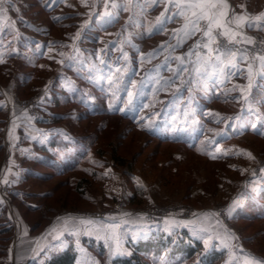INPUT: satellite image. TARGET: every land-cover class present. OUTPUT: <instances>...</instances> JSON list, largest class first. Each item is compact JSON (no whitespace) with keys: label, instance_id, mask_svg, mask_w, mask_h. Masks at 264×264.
I'll return each mask as SVG.
<instances>
[{"label":"rangeland","instance_id":"obj_1","mask_svg":"<svg viewBox=\"0 0 264 264\" xmlns=\"http://www.w3.org/2000/svg\"><path fill=\"white\" fill-rule=\"evenodd\" d=\"M3 10L2 155L16 141V155L36 151L44 163L57 157L59 170L69 159L73 167L61 175L43 167L51 176L25 183L20 163L11 168L18 175H0V211L9 216L0 222V264H46L68 248L76 264H114L132 256L140 240L178 235L201 248L192 259L171 264H205L215 252L222 256L210 264L249 254L264 259V105L249 110L244 99H261L264 88L257 85L264 81L201 80L192 71L195 54L180 65L174 57L182 49L135 46L134 4L129 11L109 8L118 13L111 21L99 15L104 0H5ZM178 68L188 71L178 78ZM109 75L119 83L111 85ZM129 90L133 104L126 106ZM16 119L22 124L10 131ZM113 148L127 164L115 162ZM15 187L27 201L22 223L11 200ZM234 200L239 206L229 211ZM67 218L76 219L66 227ZM81 219L120 224L128 254L110 255L111 241L95 233L81 234L77 247L71 232L81 228ZM217 221L215 231H201ZM226 233L238 239H225ZM209 234L214 238L205 249Z\"/></svg>","mask_w":264,"mask_h":264},{"label":"snow or ice","instance_id":"obj_2","mask_svg":"<svg viewBox=\"0 0 264 264\" xmlns=\"http://www.w3.org/2000/svg\"><path fill=\"white\" fill-rule=\"evenodd\" d=\"M5 0H0V14L3 13V4ZM55 2V0H53ZM138 3V0H124V3L121 5L117 3V0H104V12L100 13L101 19L106 21H111L115 19L118 13L110 11L111 9H119L123 7L124 11L130 10V5ZM154 3L158 4L159 0H154ZM173 7L177 8L178 11L170 13L168 16H165V13H161V16L157 18V24L153 26V29L148 33L149 35L153 33L163 32L164 25L168 20L174 19L175 17H182L184 20V25L182 31L186 38H191L197 32H201L202 36L200 40L193 45V48H202L206 50V53L201 56L199 52H193V49H189V52L186 54L189 57V60L192 55H196V61L192 62L195 66L192 71L196 73L201 80H207L209 77H219L220 75H235L231 69L236 68L239 62H242L247 59L246 55H237V52L233 51L232 48L227 47V44H233L236 42L237 36L243 35V28H257L264 29V12H261L255 16H246V15H237L233 14L231 18L228 16L229 5L226 3V0H176ZM243 7V6H241ZM168 9H165L167 12ZM2 19V17H0ZM56 19H59L58 17ZM204 22L203 24L201 22ZM234 25V27H233ZM5 30L0 28V36L4 35ZM81 33L78 31L76 36L73 39L80 38ZM226 38V44H221L220 38ZM248 44H255V37H244ZM183 40L178 39V43L174 47H180L183 44ZM39 47V46H37ZM165 46L162 44L161 48ZM174 50V48H173ZM78 51V50H77ZM149 56H152L153 53H149ZM125 59L127 55L124 54ZM3 53H0V63L3 62ZM174 59L180 62V65L185 63L184 56H175ZM255 59L260 62L261 76L264 78V52H258L255 56ZM103 63V61H102ZM169 63L168 59L165 60V65ZM252 65L248 67L249 79L251 78ZM171 70V69H170ZM116 73L121 72L120 68H116ZM183 71H188L187 68H178L176 75L179 78V75ZM239 71V69H237ZM104 77L102 76L101 79ZM111 85H116L119 83V79L113 78V75L107 77ZM168 83V82H165ZM260 85H257L259 87ZM137 84L135 81L131 82V89L135 90ZM127 91V104L126 106H131L133 104L134 91ZM246 103L249 105V110H255V106L264 105V96L261 99L257 100L256 98L244 97ZM111 108L112 106L109 105ZM119 111H125V108H120ZM232 119V118H228ZM147 126V125H146ZM255 127V125H253ZM250 159H255L251 153H247ZM264 171V169H261ZM3 182L7 183V178H4ZM255 191V189H253ZM239 206L238 201H233V205L230 206L229 211H233L235 207ZM127 215V214H126ZM206 217H211L214 214H204ZM76 218H67L64 223L65 226L69 224V221H74ZM81 228L76 231L71 232V235L77 237L76 245L80 247L79 236L81 234L89 235L95 233L98 239H104L108 243L110 248V255H123L126 253L120 243V238L118 234V229L120 224H110L105 226L103 223L94 221L91 219L79 221ZM123 223V221H122ZM99 224V226H97ZM219 225V221L215 225L210 224L208 227L201 228V231L210 233V229L215 231ZM56 229L52 228L49 230V235L55 232ZM59 239V236L55 237ZM213 235L209 234L206 239H203V244L205 249H208L210 242L213 240ZM216 238H221L220 234L217 232ZM225 239L235 240L238 239L233 233H226ZM228 245L226 244V247ZM264 264V259H258L255 256L249 254L244 256L242 259L232 256V260L229 261V264Z\"/></svg>","mask_w":264,"mask_h":264},{"label":"crops","instance_id":"obj_3","mask_svg":"<svg viewBox=\"0 0 264 264\" xmlns=\"http://www.w3.org/2000/svg\"><path fill=\"white\" fill-rule=\"evenodd\" d=\"M176 0H159V3L156 4L154 3V0H138V3L134 4V44L137 43L138 47H141L139 45V42H142L143 45L149 46V49H154L155 47H161L163 44L167 49L172 50L174 49H182V53H180V56H184L185 59H188L187 53L189 52V49L193 47V45L196 44L198 40H200L202 33L197 32L194 36L191 38H186L184 35V32L182 31L183 25H184V20L182 17H175L174 19L168 20L165 25H164V31L160 33H153L149 35L148 33L153 29V26L157 24V18L161 16V13H165V16H168L170 13L177 12L178 9L173 7L175 4ZM226 3L230 6L228 11V16L231 18L233 14L237 15H246V16H255L261 12H264V0H226ZM243 6V7H241ZM168 9L167 12H165V9ZM202 24L204 23L203 21L201 22ZM234 27V25H233ZM255 34H262L264 35V29H257V28H243V35L242 36H237L236 37V42L238 45L242 46V50H235L232 48L233 51L237 52V55H246L247 59L239 62L237 64L236 68L231 69L232 72L235 73V75H220L219 77H216L217 80L222 78L223 80L227 79L228 80H233L237 78H245L249 79V72H248V67L251 64L252 67V72H251V79L252 80H259V81H264V78L261 76V70H260V62L259 60L255 59V56L258 52L253 53L250 48L252 44H248L247 41L245 40L244 37H254ZM135 36H138L135 38ZM178 39L183 40V44L180 47H174L178 43ZM221 44L226 43V38L221 37L220 38ZM185 49V50H183ZM260 52H264V49ZM253 53V54H252ZM195 60L197 59L196 56H194ZM239 69V71H237ZM231 81L228 83L230 84ZM261 88H264V83L260 84ZM240 92L242 91L241 89ZM243 93V91H242ZM17 106H13V108ZM22 119H16L14 121L13 125L9 126L10 131H12L14 128H19L22 124ZM16 122V124H15ZM18 122V123H17ZM11 140L13 138H10ZM10 143V153L12 157L10 158V154L6 150V153L2 155L1 160H0V175H15L17 172H12L11 168H14L18 166L20 163L21 166H19V176H21L24 180V183L26 180L30 179H35V177L32 175V171H34L35 174L42 171V167L38 165V161H41L43 158V154L40 152H24L22 156L16 155L14 152L15 149L11 144H16L13 143L12 141ZM29 146V144H26V148ZM32 147V144H31ZM25 148V149H26ZM13 153V154H12ZM10 158V159H9ZM27 159V161H25ZM22 161H25L24 163ZM31 162V163H30ZM39 166V167H38ZM41 167V168H40ZM18 175V174H17ZM16 175V176H17ZM16 192L14 197L11 198V200L14 202V206L18 207V212L20 214V218L18 221H21L23 217L25 216L24 211L21 210L22 205H26L27 201L25 198H21L18 196L19 194L17 192H22L24 191L23 189L21 190L19 187H15ZM27 189V187H26ZM25 189V191H26ZM41 193V192H40ZM16 204V205H15ZM1 208V207H0ZM23 212V213H22ZM11 218V217H10ZM24 221V219L21 221V223Z\"/></svg>","mask_w":264,"mask_h":264},{"label":"trees","instance_id":"obj_4","mask_svg":"<svg viewBox=\"0 0 264 264\" xmlns=\"http://www.w3.org/2000/svg\"><path fill=\"white\" fill-rule=\"evenodd\" d=\"M2 150L3 146L0 145V160L2 157ZM112 158L115 160L116 163L120 165H125L127 162L119 155L116 148L112 149L111 153ZM50 157V156H49ZM51 161L48 163H44L38 161V165L42 167V171L37 174L32 172V175L36 179L47 178L50 173H45L44 169L53 170L55 175H61L64 172L70 170L73 167V159L62 164L63 170L58 169V165L60 164L57 157L49 158ZM39 167V166H38ZM40 167V168H41ZM254 209V208H253ZM255 210V209H254ZM8 214L6 215L4 211H0V222H5L8 220ZM261 217H258V219ZM186 238L183 235L174 236H151L148 239L140 240L134 245V253L132 256L129 257H121L114 260V264H146L147 260H154L157 262L156 264H161V257L162 255L165 256V260L167 264H171L174 262H181L183 260H190L192 259L195 254L201 248V244L198 241H186ZM220 256V253H212L208 257H204L205 264H210V262H215ZM77 254L72 249H66L56 255H54L46 264H76ZM145 259V260H144Z\"/></svg>","mask_w":264,"mask_h":264},{"label":"built area","instance_id":"obj_5","mask_svg":"<svg viewBox=\"0 0 264 264\" xmlns=\"http://www.w3.org/2000/svg\"><path fill=\"white\" fill-rule=\"evenodd\" d=\"M254 37L256 38V43L251 45L250 50L253 53H256V51L260 52L264 49V35L255 34ZM227 47L233 48L235 50H242V46L238 45L237 43L227 44Z\"/></svg>","mask_w":264,"mask_h":264}]
</instances>
